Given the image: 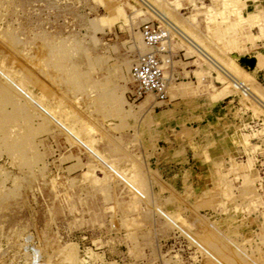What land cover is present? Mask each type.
<instances>
[{
  "label": "rangeland",
  "instance_id": "rangeland-1",
  "mask_svg": "<svg viewBox=\"0 0 264 264\" xmlns=\"http://www.w3.org/2000/svg\"><path fill=\"white\" fill-rule=\"evenodd\" d=\"M150 22L162 96L130 73ZM242 54L264 64V0H0V264H264Z\"/></svg>",
  "mask_w": 264,
  "mask_h": 264
},
{
  "label": "built area",
  "instance_id": "built-area-1",
  "mask_svg": "<svg viewBox=\"0 0 264 264\" xmlns=\"http://www.w3.org/2000/svg\"><path fill=\"white\" fill-rule=\"evenodd\" d=\"M143 40L150 46L158 47L139 54L130 66V73L135 80L134 92L137 94L154 92L162 96L165 91L166 81L161 69V60L156 50L163 49V41L167 37V31L152 22L144 23L141 27ZM37 254L34 248L30 255L31 261H36Z\"/></svg>",
  "mask_w": 264,
  "mask_h": 264
},
{
  "label": "crops",
  "instance_id": "crops-1",
  "mask_svg": "<svg viewBox=\"0 0 264 264\" xmlns=\"http://www.w3.org/2000/svg\"><path fill=\"white\" fill-rule=\"evenodd\" d=\"M235 62L240 68L246 71H254L255 74L264 77V64L258 66L259 61L255 54H242L236 57Z\"/></svg>",
  "mask_w": 264,
  "mask_h": 264
},
{
  "label": "bare ground",
  "instance_id": "bare-ground-1",
  "mask_svg": "<svg viewBox=\"0 0 264 264\" xmlns=\"http://www.w3.org/2000/svg\"><path fill=\"white\" fill-rule=\"evenodd\" d=\"M54 48V47H53ZM63 69V68H62ZM133 77V76H132ZM134 79V78H133ZM17 160V159H16ZM16 165V164H15ZM5 172V171H4ZM14 177V176H13ZM16 182V181H15ZM14 185V184H13ZM10 264H16V263H10Z\"/></svg>",
  "mask_w": 264,
  "mask_h": 264
}]
</instances>
